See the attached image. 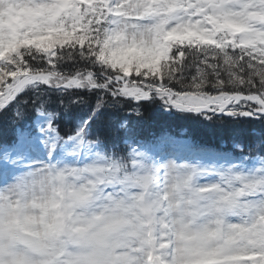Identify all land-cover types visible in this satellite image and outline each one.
<instances>
[{
    "label": "snow or ice",
    "instance_id": "1",
    "mask_svg": "<svg viewBox=\"0 0 264 264\" xmlns=\"http://www.w3.org/2000/svg\"><path fill=\"white\" fill-rule=\"evenodd\" d=\"M0 264H264V0H0Z\"/></svg>",
    "mask_w": 264,
    "mask_h": 264
},
{
    "label": "trees",
    "instance_id": "2",
    "mask_svg": "<svg viewBox=\"0 0 264 264\" xmlns=\"http://www.w3.org/2000/svg\"><path fill=\"white\" fill-rule=\"evenodd\" d=\"M143 125L145 131H158L162 126L170 128L174 133L183 138L191 137L192 140H198L203 144L210 146V150H216L221 145L231 148L232 140L229 129L220 121H205L195 116L168 115L157 105H146L143 114ZM62 128L66 125L62 122ZM254 138L247 137L251 142ZM173 151L183 152L180 145L170 146ZM245 154H248L245 148ZM254 150L252 155H256Z\"/></svg>",
    "mask_w": 264,
    "mask_h": 264
},
{
    "label": "rangeland",
    "instance_id": "3",
    "mask_svg": "<svg viewBox=\"0 0 264 264\" xmlns=\"http://www.w3.org/2000/svg\"><path fill=\"white\" fill-rule=\"evenodd\" d=\"M168 151H173V150L171 149V147H169V148H168Z\"/></svg>",
    "mask_w": 264,
    "mask_h": 264
}]
</instances>
